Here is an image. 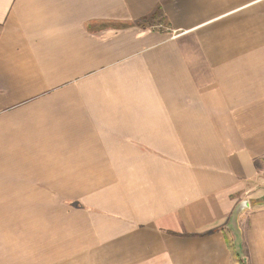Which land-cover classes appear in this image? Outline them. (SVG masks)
Here are the masks:
<instances>
[{
	"label": "crops",
	"instance_id": "1",
	"mask_svg": "<svg viewBox=\"0 0 264 264\" xmlns=\"http://www.w3.org/2000/svg\"><path fill=\"white\" fill-rule=\"evenodd\" d=\"M0 264H264V0H0Z\"/></svg>",
	"mask_w": 264,
	"mask_h": 264
},
{
	"label": "trees",
	"instance_id": "2",
	"mask_svg": "<svg viewBox=\"0 0 264 264\" xmlns=\"http://www.w3.org/2000/svg\"><path fill=\"white\" fill-rule=\"evenodd\" d=\"M156 10H157V12H159V11H160L158 8H157Z\"/></svg>",
	"mask_w": 264,
	"mask_h": 264
}]
</instances>
